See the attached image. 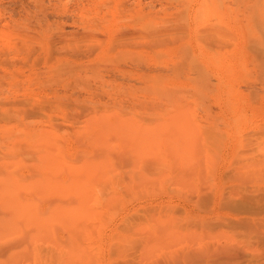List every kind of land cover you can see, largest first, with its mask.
Returning a JSON list of instances; mask_svg holds the SVG:
<instances>
[{"label":"rangeland","instance_id":"obj_1","mask_svg":"<svg viewBox=\"0 0 264 264\" xmlns=\"http://www.w3.org/2000/svg\"><path fill=\"white\" fill-rule=\"evenodd\" d=\"M263 4L0 0V30L10 34L11 45L0 40V106L24 99L32 106L56 102L54 113L65 120L62 143L103 158L117 188L118 202L104 230V262L112 257L119 264H264L263 158L255 139L264 131V114L259 127L248 124L239 133L224 67L205 58L217 51L227 57L224 45L234 40L239 46L246 39L264 40ZM201 69L208 72L206 88L194 80ZM244 82L240 93L255 94L260 103L264 82ZM24 127L0 119L2 258L31 246L35 230L21 211L6 205L1 179L15 184L19 199L39 202L42 211L49 204L29 185L39 176V158L17 129ZM249 163L260 169L247 170ZM156 212L171 216L178 238L169 245L161 235L146 253L147 217ZM56 231L67 237L65 229ZM115 232L128 236L123 255L109 248L107 237Z\"/></svg>","mask_w":264,"mask_h":264},{"label":"bare ground","instance_id":"obj_2","mask_svg":"<svg viewBox=\"0 0 264 264\" xmlns=\"http://www.w3.org/2000/svg\"><path fill=\"white\" fill-rule=\"evenodd\" d=\"M0 40L6 46L10 45V34L5 30H0ZM239 43L234 40L224 45L229 46L227 57L221 55V51H217L210 56L206 55L205 58L206 62L208 60L216 63L217 66L224 67L221 70L224 71L222 77L225 84L222 81L221 83L224 84L226 94L229 95L228 104L234 126L239 133L244 135V131L250 125L259 127L257 120L264 114V95L260 96V103L263 102L256 103L258 96L255 97L252 93L241 94L242 89L238 88V84L241 81L256 83L260 80L264 82V40L254 38L244 40L240 46ZM249 54L252 55L250 57L254 67L248 62ZM183 66L182 61L177 65V70L181 71ZM204 69L208 70L205 66ZM207 73L201 69L197 79H194L204 88L209 85ZM33 100L38 101L39 98L36 96ZM28 101L24 99L13 107L0 106V119L6 122L18 120L25 126L17 129L27 137L26 140L30 146L35 145L34 152H37L39 158V164H37L39 176L30 181L29 185L38 195V199L47 198L49 204L46 212L42 211L39 202L29 203L25 197L22 200L19 199L18 194L16 195L12 189L15 184L8 179H1L6 192L5 196L8 199L6 205L14 213L21 211L29 219L35 232L31 235V246L12 252L4 258L0 257V264H22L19 262L20 259L25 260L27 264H119V260H114L112 257L105 262L103 260L105 251L103 243L106 240L104 230L111 219L112 209L114 210L117 204V195L114 193L117 188L112 179L108 177L106 161L103 158H93L94 155L90 152H83V147L74 149L70 146L68 148L65 143H62L61 128L63 127L61 126L65 120L59 122L60 116L54 113L57 107L56 102L55 104L37 102L38 104L32 106ZM175 121L177 120H172V126ZM33 122L35 124L31 126L30 123ZM85 131L87 132L86 129ZM79 132L75 133L79 135ZM147 136V131H145V137ZM255 139L263 158L261 164L264 166V131ZM258 165L249 163L247 170L256 173L260 169ZM262 165L261 172H264ZM171 220L169 214L161 212L147 217L146 226L150 232L147 233L148 236L145 239L148 244L144 249L146 253H149L150 249L159 242L158 238L161 235L168 238L169 245L178 238L175 235L178 234L177 229ZM60 228L68 233L66 238L56 231ZM107 241L109 248L113 251L118 250L121 255L129 245L128 236L118 232L108 236Z\"/></svg>","mask_w":264,"mask_h":264}]
</instances>
